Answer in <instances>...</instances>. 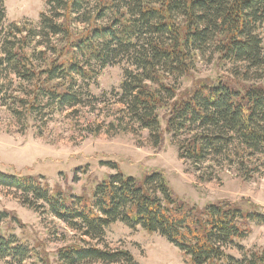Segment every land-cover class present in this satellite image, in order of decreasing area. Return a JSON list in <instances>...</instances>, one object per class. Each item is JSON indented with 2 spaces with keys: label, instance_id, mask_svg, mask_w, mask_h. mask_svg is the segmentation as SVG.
<instances>
[{
  "label": "trees",
  "instance_id": "obj_1",
  "mask_svg": "<svg viewBox=\"0 0 264 264\" xmlns=\"http://www.w3.org/2000/svg\"><path fill=\"white\" fill-rule=\"evenodd\" d=\"M43 1L34 25L8 24L0 0V103L26 128L42 131L57 113L80 118L103 105L108 115L89 134L147 133L154 148L169 135L179 158L207 180L215 166L250 180L264 165V0ZM205 57L231 65L233 80H200L183 91ZM117 65L126 66L119 90L95 96L101 71ZM106 165L115 173L79 195L41 176L0 172L1 188L77 233L58 250V264H137L128 250L101 247L116 223L166 239L187 264H264V248L241 261L228 254L264 225L260 206L190 204L159 171L137 178ZM9 218L0 213V262L52 264L4 230Z\"/></svg>",
  "mask_w": 264,
  "mask_h": 264
},
{
  "label": "rangeland",
  "instance_id": "obj_2",
  "mask_svg": "<svg viewBox=\"0 0 264 264\" xmlns=\"http://www.w3.org/2000/svg\"><path fill=\"white\" fill-rule=\"evenodd\" d=\"M4 2L8 24L30 22L36 25L46 11L43 0ZM125 67L117 65L102 70L90 91L100 97L119 90ZM232 77L231 65L217 58H201L190 75L182 80V90L190 89L200 80L229 81ZM69 113H57L39 131L33 123L26 128L0 103V172L41 176L52 188L60 187L79 195L114 174L106 165L112 162L117 163L127 176L141 178L149 172L163 173L173 192L190 204L204 206L223 200L250 201L264 210V165L250 180H245L238 168L215 166L207 171L211 174V179L207 180L206 171L200 172L190 162L179 158L178 149L169 135L159 148L147 142V133L92 135L87 127L102 122L108 115L107 108L99 105L95 111L87 109L80 118ZM261 162L264 164V158ZM3 212L10 215L4 230L48 255L52 264H58V250L77 238V233L63 222L30 209L22 203L18 193L0 187V213ZM239 244L241 248L228 250V254L239 261L246 252L264 248V225L255 226L252 234ZM104 245L113 250L130 251L137 264H187L182 253L166 239L141 228L132 230L122 223L107 230L101 247ZM0 264L8 262L1 261Z\"/></svg>",
  "mask_w": 264,
  "mask_h": 264
}]
</instances>
